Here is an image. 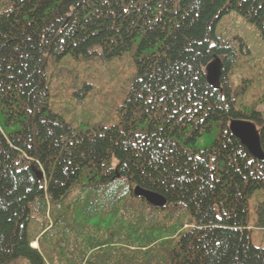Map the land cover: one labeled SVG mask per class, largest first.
Returning <instances> with one entry per match:
<instances>
[{"label":"trees","instance_id":"obj_1","mask_svg":"<svg viewBox=\"0 0 264 264\" xmlns=\"http://www.w3.org/2000/svg\"><path fill=\"white\" fill-rule=\"evenodd\" d=\"M119 83L111 119L52 108L72 87L102 114ZM263 102L264 0H1L0 264H264V160L229 129L251 120L264 148Z\"/></svg>","mask_w":264,"mask_h":264},{"label":"rangeland","instance_id":"obj_2","mask_svg":"<svg viewBox=\"0 0 264 264\" xmlns=\"http://www.w3.org/2000/svg\"><path fill=\"white\" fill-rule=\"evenodd\" d=\"M231 19L232 18H230V15H228V18L226 20L227 24L224 25V29H227L235 21H237L236 23H240V20H238V18H236V20L232 22ZM244 24L248 27V24L246 23ZM247 27L245 28V30H247ZM247 31L252 36V30L250 29ZM253 41L255 43V41L257 40L253 38ZM131 64H132V58L129 55H125L120 60H116L114 62L113 73L122 74V71L125 70L126 67H131ZM103 66L107 69H110L107 63H104ZM105 73L109 74V72L107 71H105ZM110 78L113 84L114 76L113 78L112 77ZM106 79L108 80L107 77ZM82 80L85 79L82 78ZM89 84L93 86L95 92L97 93L96 86L91 82H89ZM107 84H111V83L107 82ZM96 85L100 87V85L98 84ZM120 85L121 83L111 87L109 91L101 93V97L105 93L104 96L106 99V105L104 104V111L102 114L97 115L93 113L96 102H90L88 98L81 99L74 95H70L69 92L73 89L72 87H68L67 91H60V89H57L52 93V108L54 110L61 112L62 115L65 117V119L69 122H72L74 126H79V127L83 126L85 123L91 124V120L93 119H97V120H103V118L111 119L114 117V115H116L117 112L116 111L117 104H115V98L117 99L116 92L117 90H119ZM262 86L263 84L259 83L256 85V88H262ZM106 87L107 85L105 84L101 85L102 90H105ZM255 93H261V90H255ZM257 110L260 111L264 116V102L259 103L257 105ZM262 210L264 211V190L255 192L249 200V225L250 228H252V237H251L252 243L257 247L264 248V221L263 223L260 222V212ZM33 245L38 246L37 243H34Z\"/></svg>","mask_w":264,"mask_h":264},{"label":"water","instance_id":"obj_3","mask_svg":"<svg viewBox=\"0 0 264 264\" xmlns=\"http://www.w3.org/2000/svg\"><path fill=\"white\" fill-rule=\"evenodd\" d=\"M222 69V61L218 56L208 64L206 68L208 82L219 87ZM229 129L241 143L248 149L251 155L258 160H264V148L262 145L261 135L256 125L248 119H232ZM134 194L144 198L148 203L163 207L166 205V198L159 192L141 188L139 185L134 188Z\"/></svg>","mask_w":264,"mask_h":264}]
</instances>
